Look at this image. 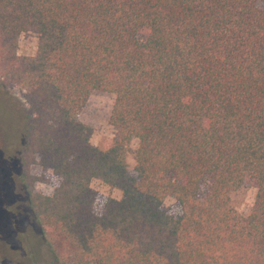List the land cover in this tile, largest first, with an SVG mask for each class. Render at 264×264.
<instances>
[{
	"label": "trees",
	"instance_id": "obj_1",
	"mask_svg": "<svg viewBox=\"0 0 264 264\" xmlns=\"http://www.w3.org/2000/svg\"><path fill=\"white\" fill-rule=\"evenodd\" d=\"M1 88L24 92L17 174L54 264H264V0H0ZM94 92L115 96L103 148L78 119ZM37 157L52 195L34 189Z\"/></svg>",
	"mask_w": 264,
	"mask_h": 264
},
{
	"label": "rangeland",
	"instance_id": "obj_2",
	"mask_svg": "<svg viewBox=\"0 0 264 264\" xmlns=\"http://www.w3.org/2000/svg\"><path fill=\"white\" fill-rule=\"evenodd\" d=\"M38 36L35 32L23 33L19 38L18 55L34 56L38 49ZM115 96L104 92H94L87 101L78 119L91 128L90 143L103 148L118 138L119 130L109 122ZM24 92L18 88L0 89V235L8 253V264H54L40 230L32 219L26 202L24 188L18 178L19 156L24 145L23 116ZM26 105V104H25ZM138 141L129 145L128 162L135 166L134 152ZM35 191L43 195H52L56 180L53 170L45 160L37 157L30 166ZM102 197L119 200L122 193L98 180L91 184ZM202 187L201 195L207 192ZM256 189L244 184L232 193L231 200L237 211L249 215L254 205ZM163 209L170 215L178 216L180 206L175 199L168 198Z\"/></svg>",
	"mask_w": 264,
	"mask_h": 264
}]
</instances>
